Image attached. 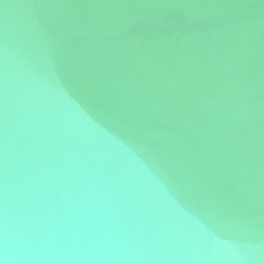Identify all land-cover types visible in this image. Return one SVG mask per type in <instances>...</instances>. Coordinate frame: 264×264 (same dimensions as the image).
I'll use <instances>...</instances> for the list:
<instances>
[{
	"label": "water",
	"instance_id": "water-1",
	"mask_svg": "<svg viewBox=\"0 0 264 264\" xmlns=\"http://www.w3.org/2000/svg\"><path fill=\"white\" fill-rule=\"evenodd\" d=\"M0 264H264V0H0Z\"/></svg>",
	"mask_w": 264,
	"mask_h": 264
}]
</instances>
